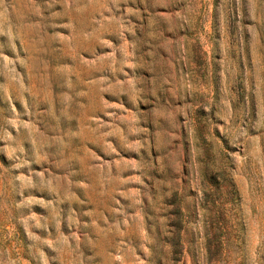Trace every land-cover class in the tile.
<instances>
[{"label": "rangeland", "instance_id": "1", "mask_svg": "<svg viewBox=\"0 0 264 264\" xmlns=\"http://www.w3.org/2000/svg\"><path fill=\"white\" fill-rule=\"evenodd\" d=\"M0 264H264V0H0Z\"/></svg>", "mask_w": 264, "mask_h": 264}, {"label": "trees", "instance_id": "2", "mask_svg": "<svg viewBox=\"0 0 264 264\" xmlns=\"http://www.w3.org/2000/svg\"><path fill=\"white\" fill-rule=\"evenodd\" d=\"M178 246H180V242L178 243Z\"/></svg>", "mask_w": 264, "mask_h": 264}]
</instances>
